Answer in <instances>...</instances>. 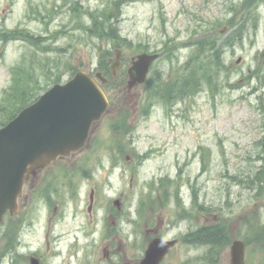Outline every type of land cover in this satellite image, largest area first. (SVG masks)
<instances>
[{"label":"rangeland","instance_id":"rangeland-1","mask_svg":"<svg viewBox=\"0 0 264 264\" xmlns=\"http://www.w3.org/2000/svg\"><path fill=\"white\" fill-rule=\"evenodd\" d=\"M115 1L0 0L2 34L24 28L39 37L49 36L40 49L20 39L0 40V128L56 82L68 81L73 69L95 73L101 71L104 61L110 67L117 47L123 48V69L139 52H159L161 57L145 84L125 89L127 69L117 80L116 76L112 78L108 113L94 128L89 144L71 153L68 160L78 159L80 168L86 155H92L86 166L93 173H82L93 176L86 178L90 182L85 188H126L129 193L130 217L136 216L135 223L128 227L130 264H135L133 259L138 255L134 248L140 199L150 200L146 214L156 213L163 220L172 218L171 223L177 220L178 231L187 228L185 220L190 218L200 226L222 219L224 229L220 235L215 236L212 231L216 228H211L204 237V246L188 252L193 264H211L209 258L215 260L214 264H231L232 245L237 239L247 242L246 264H264L263 240L254 238L255 231L264 229L260 202L254 207V224L242 217V211L249 210L255 200V186H259L252 178L261 165L257 156L264 137V78L254 76L260 60V70L264 71V0H126L115 18L122 38L120 46L109 35L100 52L98 39L85 34L90 31L86 25L91 24L92 14L114 6ZM242 22L245 26L241 36L226 48L224 61L230 70L223 73L218 91L213 93L204 85L197 94L182 97V90L175 93L173 85L171 102L157 96L189 59L190 44L203 35L210 36L215 28L212 35L223 34L224 30L225 37ZM239 57L241 63H237ZM16 80L17 85L11 89ZM26 86L29 95L22 100ZM256 98L263 103L259 107ZM108 150L120 156L110 174L107 172L112 160L104 156H108ZM133 170L136 177L132 190ZM119 172L125 175V181L118 178ZM43 178L41 173L35 176L27 190L32 193ZM250 188H254L252 195ZM169 198L176 204L161 201ZM180 199L184 201L182 206L177 203ZM29 200L26 191L15 213L16 221L29 214ZM6 231L14 235L12 221L0 227L1 234L6 235ZM213 245L221 253L217 254ZM12 254L0 259V264H11ZM202 256L207 260L203 262ZM61 261L65 262V257Z\"/></svg>","mask_w":264,"mask_h":264},{"label":"flooded vegetation","instance_id":"flooded-vegetation-1","mask_svg":"<svg viewBox=\"0 0 264 264\" xmlns=\"http://www.w3.org/2000/svg\"><path fill=\"white\" fill-rule=\"evenodd\" d=\"M55 163L59 164L50 168L48 166L35 175L41 173L44 178L32 193L26 190L30 199L29 214L19 221L15 220L17 215L11 216L14 217L12 225L19 228L9 238L11 248L16 252H26L28 260L35 257L38 264H48L50 254L59 255L60 264H130V216L125 192H120L117 200L110 202L105 200L108 193L102 191L101 194L95 187L82 192L80 178L84 169L78 167V159L59 157L52 164ZM257 170L259 171L252 178L253 183L256 181V185L259 184L258 187L255 186V200L253 198L249 210L242 211L244 220L250 219L253 224L255 220L252 217L257 214L254 207L260 202L261 210H264V162ZM86 173L88 174L87 171ZM35 176H31L29 181ZM253 189H249L251 195ZM24 195L23 193L21 200ZM148 201L143 199L139 204L137 247L134 248L138 255L133 263L142 264L148 260L155 263L157 257H160L158 264H193L188 252L193 247L204 246L209 224L200 226L190 218L185 220L187 228L178 231L177 220L171 223L156 213L146 214ZM161 201L169 202L167 199ZM41 206L45 215L43 212L33 219L31 211L42 212L39 209ZM255 233L254 238L263 240L264 244V229ZM8 234L10 233L6 232ZM157 238L176 240V243L165 253L157 250L148 255V249ZM62 257H65V262L61 261ZM201 260L204 262L207 257L202 256Z\"/></svg>","mask_w":264,"mask_h":264},{"label":"water","instance_id":"water-1","mask_svg":"<svg viewBox=\"0 0 264 264\" xmlns=\"http://www.w3.org/2000/svg\"><path fill=\"white\" fill-rule=\"evenodd\" d=\"M157 57L158 54L148 53L136 56L129 71V88L145 80ZM117 66L118 60L114 71ZM107 104L100 86L79 71L66 84H56L0 129V222L5 212L16 211L29 174L83 146L91 124L100 119ZM244 253L243 242L235 241L232 264H244Z\"/></svg>","mask_w":264,"mask_h":264},{"label":"trees","instance_id":"trees-1","mask_svg":"<svg viewBox=\"0 0 264 264\" xmlns=\"http://www.w3.org/2000/svg\"><path fill=\"white\" fill-rule=\"evenodd\" d=\"M125 2L126 0H116L114 2V6L108 7L100 12H96L97 14L93 15L92 25L95 32H89V34H95L103 40L107 36L111 35L115 45L120 46L119 42L122 38L116 29L115 18L118 17L120 9ZM97 16L99 20L97 19ZM100 17H102L101 20ZM244 26L245 22H242L239 25V28L234 30L232 33L227 34L225 37H223V34L220 33L212 35L216 31L215 28L212 29L213 33H209L210 36L203 35L202 37L196 39L191 46L192 53L189 56V59L184 62L182 67L179 68L175 74L176 77L173 79V82L169 83V86L166 89H162L158 92L157 96H161L166 101L168 99V101L171 102L173 99V85H175L173 87V91L175 93H179V91L182 90V97L185 95L187 97L197 94L203 89L204 85H206L207 89L211 90L213 93L218 91L221 87L220 80L223 73L230 70L224 61L226 48L234 45L236 40L241 36ZM26 37L32 42L35 41V38L29 36L28 34H26ZM176 56L177 54H175V57ZM103 69V72L108 73L106 75L111 77L109 65H104ZM111 80L112 78H110V83L106 85L107 88L110 87ZM27 81L29 83L28 77ZM34 87H37V82L34 83ZM28 95L29 93L26 86V90L22 93L21 99L25 100ZM13 115L15 114H12V116Z\"/></svg>","mask_w":264,"mask_h":264},{"label":"bare ground","instance_id":"bare-ground-1","mask_svg":"<svg viewBox=\"0 0 264 264\" xmlns=\"http://www.w3.org/2000/svg\"><path fill=\"white\" fill-rule=\"evenodd\" d=\"M139 211H140V207L137 206V213H138V214H139ZM135 217H136L135 215H134V216L132 215V218H133V219H135ZM129 220H130V219H129Z\"/></svg>","mask_w":264,"mask_h":264}]
</instances>
